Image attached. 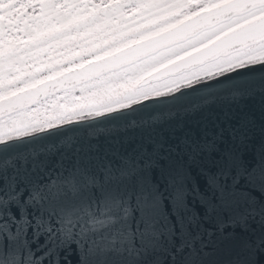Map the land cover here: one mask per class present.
Here are the masks:
<instances>
[{
	"label": "snow or ice",
	"instance_id": "1",
	"mask_svg": "<svg viewBox=\"0 0 264 264\" xmlns=\"http://www.w3.org/2000/svg\"><path fill=\"white\" fill-rule=\"evenodd\" d=\"M0 264H264V0H0Z\"/></svg>",
	"mask_w": 264,
	"mask_h": 264
},
{
	"label": "water",
	"instance_id": "2",
	"mask_svg": "<svg viewBox=\"0 0 264 264\" xmlns=\"http://www.w3.org/2000/svg\"><path fill=\"white\" fill-rule=\"evenodd\" d=\"M238 75L239 76H245V75H249V73L241 72ZM149 107H150V111L145 112L144 109H137V112L143 113V114H151V112L162 110V108L159 105H152V106H149Z\"/></svg>",
	"mask_w": 264,
	"mask_h": 264
}]
</instances>
